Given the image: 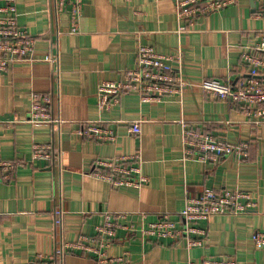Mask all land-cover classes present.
<instances>
[{"label": "crops", "instance_id": "obj_1", "mask_svg": "<svg viewBox=\"0 0 264 264\" xmlns=\"http://www.w3.org/2000/svg\"><path fill=\"white\" fill-rule=\"evenodd\" d=\"M15 7L33 50L0 73V159L28 163L0 180V264L26 263L52 253L60 240L84 235L91 238V251L71 249L62 262L50 264H197L203 257L264 264V250L252 241L254 231L264 230V122L197 85L204 78L235 85L248 77L241 55L264 35V0H234L192 21L177 17L174 0H83L76 33H67V11L54 19L53 0H15ZM182 25L186 31H179ZM138 45L176 56L190 84L157 101L123 92L115 105L99 109V83L122 79L135 65ZM42 95L52 97L50 109L58 108L59 132L27 121L33 97ZM135 121L138 135L129 131ZM85 123L111 130L115 139L81 134ZM184 128L224 143H246L247 156L216 162L187 157ZM51 141L60 150V173L51 162L31 158L33 145ZM136 152L148 178L138 188L111 186L89 174L98 159ZM206 187L244 191L255 206L199 222L206 229L200 244L188 246L184 235H141V228L164 215L181 227L186 199ZM59 191L61 227L54 214ZM106 215L118 217L120 226L102 246L97 227ZM130 225L134 231L123 228Z\"/></svg>", "mask_w": 264, "mask_h": 264}, {"label": "built area", "instance_id": "obj_2", "mask_svg": "<svg viewBox=\"0 0 264 264\" xmlns=\"http://www.w3.org/2000/svg\"><path fill=\"white\" fill-rule=\"evenodd\" d=\"M0 1L4 3L0 5V73H3L13 62L29 58L33 50V38L16 21L15 0ZM233 2L234 0H174V6L180 20L192 21L211 12L219 11ZM82 4L83 0H53L54 19L61 12L67 11L69 20L67 33L77 32ZM186 30L185 25L179 27V31ZM56 33L58 34L59 31ZM251 48L252 51H244L241 55L242 61L248 66L247 78L235 85L215 78H204L197 85L206 93L223 99L230 98L233 102L249 108L248 113L252 121L264 122V35ZM176 61V56L159 54L151 46L138 45L135 65L125 71L122 79L105 80L99 83L96 91L99 109H109L115 105L123 92L135 91L142 101H157L165 95L180 92L190 83L181 76V69L179 64H175ZM51 103V96L33 97L27 121L50 124L59 132L63 119L58 108L55 112L50 109ZM129 131L133 135H138L139 122L135 121L129 127ZM80 132L87 137L100 140L113 141L115 139L111 130L91 123L83 124ZM182 135L185 155L199 161L216 162L232 154L239 159L247 156L246 143H224L207 133L185 128ZM57 147L54 141L35 144L32 147L31 158H42L51 162L53 168L55 167L60 173L62 170L61 155ZM26 163L28 161L24 158L0 159V180H7L18 166ZM89 174L116 187L138 188L148 181L141 171L139 152L113 159H98L94 162ZM58 198L54 214L55 222L61 227L63 208L60 191ZM254 206L255 202L244 191L214 190L206 187L199 194L186 199L179 213L181 227L164 215L158 221L141 228L140 233L143 236L152 235L173 240L184 235L187 238V245L192 246L200 244L202 236L206 235V229L199 226V222L206 221L213 215L244 213ZM116 218L118 217L106 215L103 225L97 227L102 246H107V243L114 238L115 229L120 226ZM123 228L134 231L133 225L123 226ZM252 241L256 247L264 250V230L254 231ZM90 242L91 238L87 235L80 236L74 242L60 240L52 253H38L33 259L23 264L62 262L63 257L71 249L91 251ZM188 264L196 263L189 262ZM197 264H237V262L232 258L203 257Z\"/></svg>", "mask_w": 264, "mask_h": 264}]
</instances>
